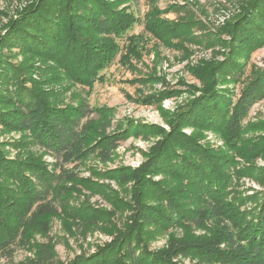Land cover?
<instances>
[{"label":"rangeland","instance_id":"1","mask_svg":"<svg viewBox=\"0 0 264 264\" xmlns=\"http://www.w3.org/2000/svg\"><path fill=\"white\" fill-rule=\"evenodd\" d=\"M33 1L0 0V35L9 31L12 19ZM82 1L65 0L64 4L77 5L81 9ZM105 1L113 3L118 9L128 7L139 21L127 33H146V39L141 40L140 45L145 49L139 58L130 56L129 61L122 65L117 56L105 68L106 77L103 81H96L88 86L70 77L63 67L65 63L61 60L62 54L59 51L22 48L23 45L20 47L9 40L0 44V63L8 61L20 69L16 78L21 79L7 80L12 86L18 82L23 87H30L33 91L41 92L47 101L59 106L71 107L86 103L93 109L90 115L92 127L87 134L86 144L101 136L102 133L97 130L105 117L111 119L108 133L125 127L128 120H134L135 125L143 129L138 136L125 132L126 137L107 162H103L97 152H91L79 161L76 168L69 170L73 176L58 182L62 188L68 189V194L63 191L59 193V197H54L57 211L42 218L46 222L47 232L40 225H29L22 244L14 248L13 264L32 257L38 244L49 239L55 244L58 261L63 263L69 262L77 254L96 253L106 244L117 240L121 234L127 235L125 242L130 241L139 249L143 246L148 251L162 249L174 239L195 243H212L217 239L220 248L227 247L226 234L222 230L223 222L219 218L194 223L177 221L175 217L178 215H175L171 222L163 221L160 214L166 213L173 217L176 202L190 209L207 208L208 197L194 183L181 174L164 170L149 171L140 177L132 172L145 160L151 147L162 138L159 126L168 130V119L175 115L178 106L200 91L198 87L202 83L193 78L187 67L200 64L202 60L217 65L225 59V68L228 65L229 72L232 64L236 66L235 74H230L228 79H215L216 89H223L221 92H224V99L230 105L234 104L246 87L254 84V88L247 111L239 120L241 129L237 140H231L229 131L221 127L209 129L208 126L194 122L184 124L185 132L202 135L203 144L198 145V151L201 152L202 149L203 156L197 152H190V156L202 161L213 156L217 159L214 164L223 169L225 164V169H228V184H225L222 200L225 204L228 203L231 216L237 210L246 208L248 203L241 204L242 197L246 199V194L263 189L264 34L252 29L257 35H252L245 42L233 44L231 36L226 31L219 30L225 22L233 20L240 13V1L245 0H154L153 5L158 9L166 11L170 7L164 17H190L198 22L190 30V35L198 37L197 40L181 37L172 46L150 39L148 33L144 32L146 30L142 18L152 7L151 0ZM69 9L76 10L74 7ZM260 24L263 28L264 17ZM125 35L118 38L120 46L124 44ZM258 35L261 38L254 40ZM205 41L210 45L203 44ZM154 68L157 75H165L166 79L133 82L134 78L141 77L148 71L151 73ZM218 68L221 69L219 66ZM220 76L225 78L222 71L218 77ZM178 78L187 84L178 82ZM195 85L197 89L193 88ZM163 89L168 92L165 90L159 107L137 101L139 96L158 94ZM14 106L11 96H4L0 102L3 110ZM104 107H110L109 115L102 110ZM161 107L167 110V114L162 112ZM0 123V147L6 160L22 158L53 167L55 155L38 144L27 130ZM66 167L70 168L71 165ZM3 181L6 180L3 178ZM139 209L146 212H139ZM141 215L148 218H142ZM222 217L228 220L225 214ZM194 258L195 255L192 254L180 260L184 264H190L194 261L190 259Z\"/></svg>","mask_w":264,"mask_h":264},{"label":"trees","instance_id":"2","mask_svg":"<svg viewBox=\"0 0 264 264\" xmlns=\"http://www.w3.org/2000/svg\"><path fill=\"white\" fill-rule=\"evenodd\" d=\"M64 2L65 0H34L12 19L9 31L0 35V44L9 40L20 47L23 45L22 48L59 51L62 54L60 58L65 63L63 67L69 76L88 86L105 79V68L117 56L122 65L129 61L130 56L140 57L145 49L140 43L142 39H146V33H127L139 21L128 7L118 9L105 0H83L80 9L77 5H65ZM150 2L152 7L142 18L148 38L168 43V46H172L181 37L198 39L190 35L191 27L198 23L197 20L190 17H164L170 7L164 11L154 7V0ZM240 3V13L219 29L231 36L233 44L245 42L252 35H257L252 29L264 34V27L259 25L264 17V0H245ZM69 7L76 10L72 11ZM124 34V44L120 46L118 38ZM257 38L261 37L255 36L254 40ZM203 44L210 45L207 41ZM226 64L225 59L217 65L202 60L200 64L187 67L193 78L202 83L198 87L200 91L178 106L175 115L168 119V130L159 126L162 138L151 147L145 160L132 171L133 175L140 177L149 171L164 170L181 174L194 183L208 197L207 208L190 209L176 202L173 217L166 213L160 215L163 221L169 222L175 215H178L175 217L177 221L194 223L219 218L226 234V248H220L217 239L212 243L174 239L162 249L148 251L142 245L139 249L130 241L125 242L127 235L121 234L117 240L106 244L98 252L77 254L69 262L63 263L58 261L55 244L49 239L38 244L32 257L17 264H184L180 258H187L192 254L195 258L190 259L194 260L190 264H264V183L263 189L246 194L247 200L242 197L241 204L248 203L246 208L237 210L231 216L228 203L225 204L222 200L225 184H228V169H225V164L224 169L215 165L217 159L213 156L203 161L191 157L190 152H197L199 155L204 152L202 149L201 152L198 151V145L203 144L202 135L183 130L185 123L194 122L208 126L209 129L221 127L229 131L231 140H237L241 129L239 120L250 104L254 84L246 87L234 104L230 105L224 99V92H221L223 89H216L215 80L228 79L230 74H235L236 66L232 64L229 72L228 65L225 68ZM221 71L225 78L218 77ZM19 74L20 69L17 66L8 61L0 63V102L7 95L13 98L15 104L14 107L4 110L0 107V122L4 125L11 124L16 129L27 130L38 144L55 155L56 161L53 167H49L22 158L6 160L0 147V264H13L14 248L22 244L29 225H40L47 232L46 222L42 218L57 211L54 197H59V193H67L68 190L62 188L58 182L73 176L70 169L76 168L79 161L91 152H97L99 158L107 162L126 137V133L138 136L140 130H143L135 125L134 120H128L125 127L108 133L111 119L105 117L97 130L102 133L101 136L86 144L87 134L92 127L90 115L93 109L86 103L71 107L59 106L47 101L41 92L33 91L30 87H23L18 82L12 86L7 80L21 79L16 78ZM158 78L166 79L165 75H157L154 68L151 73L148 71L141 77L134 78L133 82H145L148 79L157 81ZM178 82L187 84L179 78ZM193 88L197 89V86ZM163 90L158 94L139 96L137 101L159 107L161 98L168 92L167 89ZM125 94L129 97L128 93ZM102 110L107 115L111 112L110 107ZM164 111L167 114V110L162 112ZM139 212L146 211L139 209ZM223 214L228 220H224ZM141 217L148 218L146 215Z\"/></svg>","mask_w":264,"mask_h":264}]
</instances>
